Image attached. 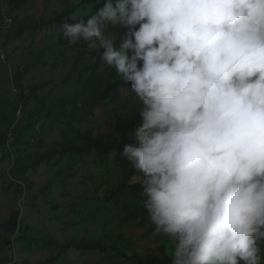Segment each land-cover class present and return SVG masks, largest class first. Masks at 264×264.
<instances>
[{"label": "clouds", "instance_id": "9594fccd", "mask_svg": "<svg viewBox=\"0 0 264 264\" xmlns=\"http://www.w3.org/2000/svg\"><path fill=\"white\" fill-rule=\"evenodd\" d=\"M59 28L135 93L122 157L171 264H264V0H104Z\"/></svg>", "mask_w": 264, "mask_h": 264}, {"label": "rangeland", "instance_id": "374dc122", "mask_svg": "<svg viewBox=\"0 0 264 264\" xmlns=\"http://www.w3.org/2000/svg\"><path fill=\"white\" fill-rule=\"evenodd\" d=\"M77 4V0H55L52 4L41 0L20 18L13 17L14 26L8 29L3 25L9 6L6 0H0V33L3 35L0 37V120L7 119L6 126L0 131H7L8 124L12 123L7 150L0 146V224H4L13 211L21 212L17 232L0 227V264H42L58 255L59 248L52 243L55 240H99L108 246L122 245L128 251H140L144 255L169 243L163 236L159 239L161 235L154 234L155 226L148 221L147 213L126 218L123 204L116 205L109 200L121 187L126 186V193H130L132 186L140 184L129 183L132 176L140 174L127 160L122 163L112 157L101 162L95 154L84 156L78 162L72 156L55 159L52 165L45 164L38 172L29 174V184H33L31 190L24 187L17 195V187L11 185L10 172L18 160L24 161L32 152L56 147L66 140L65 131H70V126L63 122L62 102L83 88V79L89 75L83 73V66L93 61L90 56L86 57L81 70L65 83L74 65L72 58L79 55L76 45L80 40L70 42L68 37H63L59 25L65 20L45 27H36V24ZM81 12L68 20H86L93 15ZM23 26L29 27L20 34ZM113 32L111 25H105V35L112 36ZM92 48L98 49L99 45ZM41 52L42 63L28 72L22 83L31 96L28 105L24 104L15 116V108L10 103H15L20 94L16 74ZM109 68L102 65L100 70L106 72ZM118 106L123 115L139 113L140 105L136 99L124 100ZM113 108L96 105L93 127L109 129ZM14 134L22 137L18 146L14 144ZM18 150L22 151L19 153ZM136 194L144 200L143 195ZM130 198L128 205L131 201L137 202L135 196ZM120 237H124V241ZM263 242H260L262 255ZM111 260L124 258L110 248L86 252L72 248L49 264H108Z\"/></svg>", "mask_w": 264, "mask_h": 264}, {"label": "trees", "instance_id": "16d2710c", "mask_svg": "<svg viewBox=\"0 0 264 264\" xmlns=\"http://www.w3.org/2000/svg\"><path fill=\"white\" fill-rule=\"evenodd\" d=\"M39 1L41 0H6V3L9 6L8 12L10 13V16L20 18L29 7L36 5ZM54 1L55 0H45L47 4H52ZM77 1L78 4L76 6L68 7L66 10L58 12L56 16L50 18L48 21L37 23L36 27L55 25L65 19H70L76 16L79 11H82L81 13L89 12L90 14H94L97 8L102 6L104 2V0ZM27 27L29 26H23L20 28V34H22ZM112 29L114 32L111 38L117 40L118 45L120 42L119 36L125 30H122L119 27H112ZM2 36V33H0V37ZM63 37L66 36L63 34ZM76 46L79 48V55L72 58L73 60L75 59L74 65L71 73L66 77L65 83L70 82L72 76L81 70V66L84 64L86 57L90 56L93 63L89 65L85 64L83 66V73H89V75L83 79V88L62 102L65 111L63 122L70 126V131H65L66 140L60 142L56 147L48 150L32 152L24 161L18 160V164L10 172L12 180L11 185L17 187V195L23 191L24 187L30 190L33 188V184H29L30 173L38 172L45 164L52 165L55 159L63 160L72 156L74 161L78 162L84 156L90 157L95 154L99 157L101 162H107L111 160L112 157L122 163L126 161V159L122 157L123 145L129 142L127 134L130 130L134 129L141 123V118L139 113L123 115L120 113V107L118 105L124 100L132 101L136 99L135 93L131 91L130 83H125L114 68H109L106 72L100 70L101 66L104 65L101 61L102 49H94L90 46V42L82 39ZM42 56L43 52L38 53L37 55L35 54L29 60L25 68L16 74L15 81L20 88V94L15 103H10L15 108V116H17L18 111L23 108L24 104L28 105L31 97L22 87L23 80L28 72L42 63ZM99 104L114 107L112 109V120L110 121L109 129L107 130L96 129L93 127V124L96 122L95 108L96 105ZM6 121V118L0 120V130L6 126ZM31 122L34 124L38 123L36 120H31ZM11 125L12 123L8 124L7 131H0V146L4 147L6 150L9 145L8 135ZM14 135V144L18 146L22 143V137L20 134ZM1 136H5V138H1ZM41 144L42 143H40V145ZM20 151L22 150H18L19 153ZM126 189V186L121 187L110 196L109 200L116 205H120V203L123 204L122 209L126 214V218L146 214L147 212L143 204L144 200L139 194H136L138 192L142 195L141 184L132 186L130 188V193H126ZM107 190L108 188L106 191ZM133 196L136 197L137 202L134 204L133 201H131V204L128 205V200ZM20 217V210H15L12 212L11 216L4 221V224H0V227L15 233L19 228ZM161 237L162 235L158 238L161 239ZM120 238L121 241H124V237ZM52 243L59 248V253L57 256L44 261L42 264H49L55 260H59L62 254H65L72 248H77L83 252L96 250L104 251L110 248L114 252L123 255L124 260H111L108 264H171L169 243L159 245L158 249H155L147 255H144L140 251H128V249L122 245L108 246L99 240L93 239L73 238L66 242L55 240Z\"/></svg>", "mask_w": 264, "mask_h": 264}, {"label": "built area", "instance_id": "2783aa9c", "mask_svg": "<svg viewBox=\"0 0 264 264\" xmlns=\"http://www.w3.org/2000/svg\"><path fill=\"white\" fill-rule=\"evenodd\" d=\"M5 9H3V12H4ZM4 25H3V28H8V29H12L13 26H14V22H15V19L10 16V13H5V16H4ZM10 21V23H8Z\"/></svg>", "mask_w": 264, "mask_h": 264}]
</instances>
